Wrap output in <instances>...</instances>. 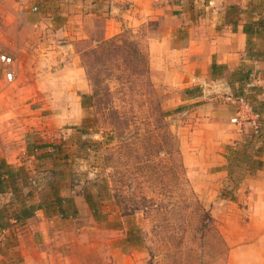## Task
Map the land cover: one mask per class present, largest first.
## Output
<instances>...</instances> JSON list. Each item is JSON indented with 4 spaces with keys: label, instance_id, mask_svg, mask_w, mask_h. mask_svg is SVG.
I'll return each mask as SVG.
<instances>
[{
    "label": "rangeland",
    "instance_id": "1",
    "mask_svg": "<svg viewBox=\"0 0 264 264\" xmlns=\"http://www.w3.org/2000/svg\"><path fill=\"white\" fill-rule=\"evenodd\" d=\"M206 2L0 0V56L11 58L9 65L0 61V86L3 80L12 81L6 78L8 72L19 78V87L5 93L13 102L37 109L33 123L38 125L36 132L28 131L8 144L25 152L19 164L9 165L18 173L4 213L18 211L22 204L39 205L33 216L41 214L34 221L48 226L45 235L24 239L22 231L30 222H10L6 230L11 234H6L4 243L12 264L24 262L20 244L29 264H149L151 255L152 264H195V257L189 258L184 246H177L178 234L171 238L178 226L166 227V208L125 216L117 205L122 202L130 208L146 198L153 206L173 203L178 206L175 212L189 217L181 199L188 187L209 211L225 243L222 247L215 238L212 243L220 250L208 251L203 264H250L229 256L231 250H244L264 235V165L254 175L237 170L232 178L238 182L230 181L221 171L220 154L234 142L224 143L228 137L218 129L204 127L193 134L199 116L191 111L195 105L183 97L195 95L196 87L190 94L184 93L186 89H169L158 83L148 64L149 40L167 37L175 47L181 45L187 26ZM249 4V15L264 17V0ZM239 10L230 6L227 14ZM105 40L111 44L103 49ZM50 50L53 56L43 57ZM259 51L257 55L264 56V42ZM168 60L169 65L174 61L172 56ZM34 66L39 70L33 73ZM58 67L67 70L58 73ZM77 68L86 93L70 85ZM38 72L37 89L43 98L36 104L27 95L36 88ZM168 77L175 79V74ZM79 95L87 97L84 108ZM5 108L9 111L0 105V113ZM261 112L255 119L264 123ZM13 127L15 122L0 126V134ZM247 127L237 142L250 139L253 124ZM261 155L264 161V149ZM90 195L94 210L87 204ZM59 198L70 200L74 217H60L55 203ZM133 227L143 239L127 245L125 234ZM251 253L264 256V245L252 247Z\"/></svg>",
    "mask_w": 264,
    "mask_h": 264
},
{
    "label": "crops",
    "instance_id": "2",
    "mask_svg": "<svg viewBox=\"0 0 264 264\" xmlns=\"http://www.w3.org/2000/svg\"><path fill=\"white\" fill-rule=\"evenodd\" d=\"M206 1V4H202L203 10L187 26V36L181 45L175 47L167 37L149 40L147 48L149 69L156 76L158 83L169 89L199 88L197 94L184 95L183 97L184 102L195 105L191 111L199 116L193 134H197L201 128L207 127L221 130L223 132L221 134L228 137L227 141H223L224 143L237 142L240 133L244 129L248 130L247 125L257 122L255 118L258 114L253 112L252 106H257L259 102L264 101V57L247 55V38L242 30L246 22L256 20L260 15L256 13L249 15L246 11L251 0ZM230 6H235L240 10L235 15L228 16L227 9ZM189 17H185V22H189ZM263 33L261 31L259 35L252 38L250 55L260 52L259 48L264 42ZM54 53V50H50L46 54L42 53V55L43 57L53 56ZM169 56L174 59L171 65L168 62ZM213 64L217 67L216 70H220V72L211 76ZM58 69V73H64L67 70L65 67H58ZM38 70L34 66L32 72ZM247 71L246 78L236 80L238 75ZM39 72L34 77L36 88L27 95L33 98L36 104L39 102L38 99L42 100L43 98V93L37 89ZM171 72L175 74V79L168 77ZM72 74H74V79L71 77L70 85L73 84L76 90L86 93L88 89L82 71L77 68ZM18 81L19 78L17 80L13 78L11 82L3 80V84L0 86V105L8 106L9 110L7 111L5 108L0 113V126L13 122L16 124L15 129L13 127V130L5 131L3 135L0 134V161L13 166L19 164V156H22L25 151L24 148L15 151L8 144L13 142L11 140H19L28 131L36 132L38 130L36 128L38 125L33 123V112H36L37 109H30L31 105L29 104L15 103L5 93L12 87H19ZM251 87H257L259 91L255 92L251 90ZM237 97L245 98L247 106L239 104L236 101ZM241 120L243 122L240 124L239 121ZM220 155L222 157V154ZM260 159L264 165L262 155ZM187 160L185 158V161ZM224 166L225 160L221 171H225ZM262 168L254 174L262 171ZM11 196L9 190L0 193V207L10 202ZM38 214L40 215L41 211ZM38 214L26 220L30 222L31 226L22 231L24 239L28 235L46 234L44 232L48 230V226H45L43 221H34L35 218L38 219ZM6 234L10 235L11 232L4 230L0 233V264H12L10 259L6 257L8 251L4 243ZM262 245H264V235L254 239L245 246L244 250H231L229 257H242L243 261H249L250 264H260L258 262H264V256L261 255L260 258H257L251 253V250L254 246ZM17 248L20 249L19 252L24 258V262L17 263L29 264L26 258L27 252H25L22 244L18 245Z\"/></svg>",
    "mask_w": 264,
    "mask_h": 264
},
{
    "label": "trees",
    "instance_id": "3",
    "mask_svg": "<svg viewBox=\"0 0 264 264\" xmlns=\"http://www.w3.org/2000/svg\"><path fill=\"white\" fill-rule=\"evenodd\" d=\"M242 30L247 38V55L263 58L264 56H260L261 54L250 55V47L252 38L256 37L261 31L264 30V17H259L256 20H250L246 22L243 25ZM110 44L111 41L105 40L101 43V46L103 49H105ZM216 69L217 67L213 64L211 66V76H214ZM247 74L248 71L243 73L242 75H238L236 80L239 81L241 80V78H246ZM191 90L192 89H186L184 93L190 94ZM195 90L199 91V88L196 87L194 88V91ZM251 90L256 92L259 91V88L251 87ZM239 95H241V92H239ZM79 96L81 97V107H86L84 100L87 99V97L85 95ZM262 109L264 110V101L259 102L257 106H252L253 112L257 113L258 115L262 113ZM164 115L168 114L165 113ZM259 124H263L264 126L263 122H258V125ZM256 131L257 134H254L253 132L250 134V139H245L240 142H234L232 145L225 146L224 152L222 153V157L225 160V166L223 168L227 172L230 181L238 182L239 179L232 178V175L236 174L237 170H240L243 175H251L262 168L263 162L260 158L264 149V128L257 127ZM256 141L260 143L259 146L254 145ZM39 147L42 148L44 146ZM17 173V171H14L4 161H0V193L9 190L10 185L16 182ZM185 183L188 187V182L186 179ZM181 199L183 200L185 211H188L189 217L184 216L183 212H175L177 211L176 209L178 208V206H175V204L173 205V203L171 205H168L167 203H157L153 206V204L149 202V199L146 198H139V202L136 203L134 207L130 208H128L127 206H123L122 202H117V205L120 207L122 215L125 216L132 214L134 213V211L138 210H142L145 215H148V212L162 210L161 206L166 208V210L164 209L166 227H170L169 230H172L175 229L174 226H178V231L172 233L173 235H171V238L178 234L179 238H177V246L180 247V245H183L187 256H189V258L190 255L195 257V264H203L205 263L204 257L206 256V254H208V251L210 254V250H212V252L214 250V252L220 250L219 247L215 249L214 244L212 243L215 238L219 241L222 247H225V243L220 237L217 225L215 224V221L210 215L209 211L204 208V206L200 203V201L197 199V197L189 187L185 191L184 195L181 196ZM91 200H93V196H87V204L89 208H91L93 205ZM69 202L70 200L65 198H59L55 200L58 208L57 213L61 218H72L75 216L76 209ZM142 203H149L153 207L150 206V208H147ZM141 205L143 206V209L140 207ZM36 209H41V206H35L32 204L27 206L26 204H22L21 208L18 209V211H13L12 213L5 214L4 212L8 210V206L2 207L0 209V232L10 227L11 224H13L10 223L11 221H13L14 223H20L24 219L31 218ZM92 209L93 208H91V210ZM92 214L94 216L95 211ZM177 215L178 218L175 217ZM142 239L143 238L140 230L136 227H133L126 232L124 242L127 245H131L133 244V242L135 244H140ZM219 243L217 242L216 246H219ZM153 257L154 256L151 255L149 264H152ZM182 262L183 261H181V263ZM174 263L180 264V262Z\"/></svg>",
    "mask_w": 264,
    "mask_h": 264
},
{
    "label": "built area",
    "instance_id": "4",
    "mask_svg": "<svg viewBox=\"0 0 264 264\" xmlns=\"http://www.w3.org/2000/svg\"><path fill=\"white\" fill-rule=\"evenodd\" d=\"M0 61H1V63L5 64V65H9V64L11 63V58L2 55V56H0ZM6 78H7V80L11 81L12 78H13L12 73H9V72H8V73L6 74ZM236 101H238V103L241 104V105L243 104L244 106H247L246 99L243 98V97H237V98H236ZM257 116H258V115H256V117H257ZM257 127H258V121L253 123V129H252V132H253L254 134H257V131H256Z\"/></svg>",
    "mask_w": 264,
    "mask_h": 264
}]
</instances>
